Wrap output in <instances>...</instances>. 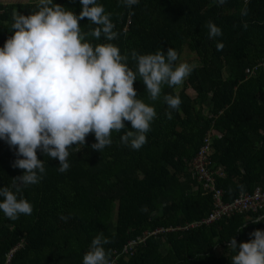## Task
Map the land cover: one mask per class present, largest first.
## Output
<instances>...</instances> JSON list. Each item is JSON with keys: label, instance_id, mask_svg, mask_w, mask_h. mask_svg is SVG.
<instances>
[{"label": "trees", "instance_id": "trees-1", "mask_svg": "<svg viewBox=\"0 0 264 264\" xmlns=\"http://www.w3.org/2000/svg\"><path fill=\"white\" fill-rule=\"evenodd\" d=\"M53 3L76 15L81 11L80 0ZM97 3L111 14L119 35L110 42L129 56L133 71L132 50L155 54L161 49L166 54L170 47L179 55L177 63L187 62L193 70L182 85H164L156 101L137 76V98L157 113L139 150L123 144V132L114 131L111 145L100 152L91 147L96 140L89 134L85 145L77 146L79 151L68 149L70 167L65 172L58 170V159L37 150L45 163L42 179L17 194L31 203V215L10 220L0 211V264H82L97 234L110 240L104 248L111 260L144 231L205 217L214 208L213 193L192 178L188 164L208 134L214 168L223 167L217 187L225 201L264 188V0H226L223 5L216 0H139L131 7L123 0ZM36 4L0 5V47L12 34L13 14L28 15ZM245 6L248 14L242 16ZM208 21L221 29V36L209 39ZM79 23L82 31L94 27L87 18ZM88 39L105 42L103 37ZM217 43L223 44L222 50ZM165 94L180 98L178 109L168 108ZM124 123L125 131L131 130L130 122ZM16 159L15 149L0 140V187H11L12 179L23 174L12 166ZM260 216L264 208L191 231L151 236L117 263L231 264L228 238L238 244L253 239L251 232L264 230V220L252 222Z\"/></svg>", "mask_w": 264, "mask_h": 264}, {"label": "clouds", "instance_id": "clouds-1", "mask_svg": "<svg viewBox=\"0 0 264 264\" xmlns=\"http://www.w3.org/2000/svg\"><path fill=\"white\" fill-rule=\"evenodd\" d=\"M138 2L123 0L125 7ZM225 2L216 0L219 5ZM80 3L79 15L53 0H38L36 10L28 15L15 12L12 34L0 47V140L15 149L17 159L12 166L24 170L12 179L11 187H0V211L10 220L33 211L31 203L17 194L42 179L45 163L38 159V149L58 159L60 172L70 167L68 149L79 151L77 146H84L89 134L96 140L91 147L100 152L111 145L114 131L123 132V144L139 150L147 142L146 133L157 113L137 98L133 86L137 76L149 98L156 101L164 85H182L193 70L187 62L177 63L179 55L170 47L166 54L161 49L155 54L132 50L130 56L136 63L133 71L127 63L129 56L110 42L119 35L111 14L105 13L97 0ZM247 14L245 6L241 15ZM85 18L94 25L89 31H82L79 23ZM206 26L209 39L222 35L212 21ZM88 37H103L105 42L93 44ZM216 47L222 50L223 44ZM163 102L173 110L181 104L180 98L171 94L163 95ZM166 116L171 119V112ZM125 121L130 122L131 130L125 131ZM262 220L264 216L252 222ZM249 235L253 239L239 244L234 237L228 238L227 250L234 253L231 264H264V230L256 229ZM108 243V238L97 234L82 264H112L110 252L104 248Z\"/></svg>", "mask_w": 264, "mask_h": 264}, {"label": "built area", "instance_id": "built-area-1", "mask_svg": "<svg viewBox=\"0 0 264 264\" xmlns=\"http://www.w3.org/2000/svg\"><path fill=\"white\" fill-rule=\"evenodd\" d=\"M4 10L0 8V13ZM212 136L207 135L205 143L201 146L197 156L192 159L189 164V171L192 178L201 183L203 188L213 193L214 208L201 219L187 221L169 227H159L153 231H144L141 237L131 240L122 253L114 252L112 264H118L117 259L125 254H134L137 246L143 244L151 236L163 235L169 231H191L204 224H211L223 217H229L234 213L256 212L264 208V188L256 187L251 192H240L234 199L225 201L223 199V189L217 187V178L223 177V167L214 168L213 160Z\"/></svg>", "mask_w": 264, "mask_h": 264}, {"label": "rangeland", "instance_id": "rangeland-1", "mask_svg": "<svg viewBox=\"0 0 264 264\" xmlns=\"http://www.w3.org/2000/svg\"><path fill=\"white\" fill-rule=\"evenodd\" d=\"M31 2L38 3V0H0V5L31 3Z\"/></svg>", "mask_w": 264, "mask_h": 264}]
</instances>
